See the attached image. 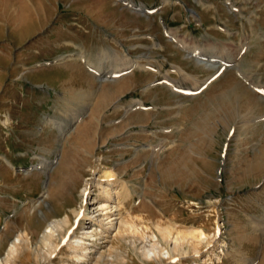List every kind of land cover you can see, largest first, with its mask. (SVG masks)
Wrapping results in <instances>:
<instances>
[{
    "label": "rangeland",
    "instance_id": "obj_1",
    "mask_svg": "<svg viewBox=\"0 0 264 264\" xmlns=\"http://www.w3.org/2000/svg\"><path fill=\"white\" fill-rule=\"evenodd\" d=\"M128 1L160 11L148 15L118 0H0V261L17 234L27 231L32 247H39L51 221L80 207L89 168L100 157L101 169L127 185L121 214L134 220L137 233L129 243L112 240L117 230L108 233L93 246L105 255L99 264H264V0ZM80 7L103 13L92 16L95 26L85 25L99 45L154 69L135 67L112 82L90 76L94 93L74 98L89 111L70 127L84 111L23 106L28 99L22 89L31 97L27 80L39 81L32 65L56 53L44 48V56L36 54L42 35L30 30L48 24L49 35L57 24L78 23L74 11ZM180 43L203 56H188ZM225 50L233 57L217 72L222 58L213 54ZM108 51L105 58L112 55ZM217 73L195 96L166 83L151 86L166 77L191 88ZM59 130L68 132L62 137ZM161 224L179 234L177 250L174 239L158 230ZM197 229L209 239L185 236ZM153 235L171 259L149 253ZM29 250L21 248L10 264H44ZM69 253L52 264H73Z\"/></svg>",
    "mask_w": 264,
    "mask_h": 264
},
{
    "label": "bare ground",
    "instance_id": "obj_2",
    "mask_svg": "<svg viewBox=\"0 0 264 264\" xmlns=\"http://www.w3.org/2000/svg\"><path fill=\"white\" fill-rule=\"evenodd\" d=\"M192 15L195 17H198V14L195 12H193ZM172 38L173 39H171V38L170 39L176 41V38H174V37H172ZM179 45L181 46V48L183 50H185V52L190 51L188 53V56H190V57H192V55L196 54V53H200L199 57H201V55L203 54V52H201L197 47L191 48L189 46H186L184 43H182V44L180 43ZM229 52H228V50H225L224 53H221L220 55L213 54L216 57L220 56L219 58H222L221 59L222 61H220L222 64L219 66L220 69L217 72L223 71L225 66H226L225 65L226 62L230 61L229 59H231L233 57V56L231 57L232 54ZM78 56H80V55H78ZM204 56H206V54ZM66 57L67 56L63 57L62 59H60L58 61L61 62V61L65 60ZM80 57H81V59L83 58L82 56H80ZM212 57L210 56V58H212ZM198 61H200L201 63L204 62L200 58L198 59ZM86 63L90 67L94 68V65L92 64L91 61H88ZM234 63H236V62L234 61ZM215 64H217V63H215ZM134 66L136 68L140 67V68H146L149 70L154 69L151 65H143V64H140L138 62H136V65H134ZM97 69H99V67ZM130 69H132V68L130 67L128 70H130ZM125 70H127V69H125ZM107 73H108V71H107ZM220 76L221 75L218 74L217 76H214L213 78L211 77L208 81H205L202 83L198 82L194 87H191V88L190 87L185 88L184 86L179 85V83L177 84L171 80H168L166 77L163 79L165 81L163 83H166L168 85V87H170L175 92H178L177 90L194 91V92H192L193 93L192 96H195L196 95L195 91H197V90L200 91L201 87H202V90L206 89L207 86L214 79H217ZM102 77H104V76H102ZM115 78H116V76H115ZM107 79H108V77L104 78V79H100V80L105 81ZM109 80H111V79H109ZM114 81H116V80H114ZM159 82H161V81H159ZM257 87H254V84H253V88L255 90L259 91L257 89ZM180 94H181V92H180ZM141 105H143V104L141 103ZM145 109H147V108H145ZM260 117L262 118L263 116H260ZM247 124H249V123L246 122L245 125H247ZM67 132L68 131L63 132L62 135H65ZM99 162H100V157L97 159L95 164L93 166H91V168H89L90 175H89L88 179L87 180L84 179L85 180V188H83L84 191H83V193L81 192L82 195H80V196H82L80 207L78 209H72V211H71L72 213L70 214L72 217H70V215L68 213H66L68 215L64 216L65 217L64 219L54 220L53 222L51 221V223L48 225V227L43 232V234L39 237L40 238L39 244L42 245V247L44 249L39 248L40 245H39V247L37 246L36 248H33L32 247V240L33 239L30 238V235L28 234L27 231H22L19 234H17V237H15V239L13 241H11L10 245L8 246L7 254L4 256V259H2L0 261V264L13 263L12 261L16 259L17 255H19V253L21 251V248H24V247H26L28 250L30 249L29 251H31L33 249L32 251L34 252V255L37 256V259L39 257H43L44 264L45 263H51L52 264L54 260L55 261L58 260L57 257L59 255L63 254L64 251L70 252L69 253V257H70L69 261H72L73 264H99V262L101 260L105 259V255L96 251L93 248V246L96 247V245L99 243V241L104 240V237H108L107 236L108 233L109 234L112 233V230H117V234L112 238L113 241H115V240L118 241V239L120 238L125 243L130 242V241H128V239L135 232L134 220H131L130 217H123L122 216L121 204H120V200H121L120 198H123L125 200L126 199L125 197H127L128 194L130 195V192L127 190V185L124 184L123 182H121L120 179L117 177V173H115L114 171L101 169V167L99 166L100 165ZM52 164H54V162ZM10 167L13 168L12 166H10ZM34 169H37V167H33V169L31 171H33ZM91 185H95L94 186L96 189L95 191L98 190L99 196H97L96 198H93V196H92L91 191L93 188H91ZM118 189L120 191H116ZM122 189H123V192H121ZM116 200H118L117 205L115 204ZM115 213H117V214L115 215ZM42 214H44L43 211H42ZM103 218H105V219L103 220ZM85 221H87V224H88L86 227L87 231L84 230L85 225H86ZM106 221L108 222L107 224H105ZM107 226H108V228H106ZM157 228L161 232V234H163L166 238H168V239L173 238L174 239V241H175V246L173 248L174 250H177L180 247L178 245V243L181 242L182 239L180 238L179 234L177 235V237H174L173 230L168 226H163L162 224L158 225ZM257 228H259V226H257ZM76 230L78 231L77 233H75ZM136 233L137 232H135V234ZM185 236L187 238L190 236V237H192V239H195L198 241L199 240L203 241V240L209 239L208 235L204 231L198 230V229L193 230V231H189L188 233H185ZM151 238H152V241L154 243L152 244L151 249L149 250L150 251L149 253H152L153 256H155L158 260H161L162 256H164V255L165 256L167 255L168 258L171 259L172 253H170L169 251L165 252V249L161 248V246L158 244L157 236L153 235ZM92 243H94V244L92 245ZM1 244H2V237L0 236V247H1ZM31 247H32V249H31ZM110 250L117 251L114 248H111ZM29 251H27V253ZM93 253H96L98 256L94 258L92 256ZM45 255H47V257ZM146 255L149 257L150 254L149 255L145 254V256ZM91 259H93V260H91ZM75 261H76V263H74ZM61 264H70V262H62Z\"/></svg>",
    "mask_w": 264,
    "mask_h": 264
},
{
    "label": "crops",
    "instance_id": "obj_3",
    "mask_svg": "<svg viewBox=\"0 0 264 264\" xmlns=\"http://www.w3.org/2000/svg\"><path fill=\"white\" fill-rule=\"evenodd\" d=\"M86 1L88 0H80V3L86 4ZM97 1L102 2L103 0ZM97 3L99 5V2ZM74 12H76L75 15L79 17V19H76L78 23L73 22L65 25L57 24L55 29L53 28L52 30H49V35L44 34L51 27L48 24H40L39 27L30 30L34 31L38 29L37 32L40 33L38 35H42L36 39V49L39 48L38 50L34 49L36 54L44 56L42 54L44 53V48H49L51 51H55L56 53L52 55L54 58H51L48 61L38 62L34 66L32 65V67H34V77L38 76L39 81L36 82V79L34 78L27 80V83L30 85L27 90L31 91V97H29L30 93L26 92V88H23L22 96L24 99H28V101H22L23 106L31 103L34 107H37L40 110L44 106H48V108H50L54 105L56 107V111H65L70 106L72 108L76 106L75 108L79 111V115L83 111H89V108H87V104L81 98H74L94 93V91H90V88H92V85L88 82L89 79L91 80L90 76L96 81H99V75L90 71L86 62L91 61L94 65L93 69H95L98 73L101 72L100 76H104L103 78L108 77V79L111 80H118L134 71L136 60H133L131 57L127 58V56L125 57L123 55L120 56L115 54V56H113L112 49L105 48V44L99 45V42L95 39L94 34L90 33V31L85 28V25H88V23L95 26L92 16H102L103 13L100 9L96 10L93 7L90 9L80 7L76 8V11ZM98 22L99 19L96 25L99 24ZM19 31L20 30L17 32ZM125 47L128 49V46L125 45ZM62 48L65 49L63 53L60 51ZM99 49H101V51L98 54ZM104 49L112 51L111 57L108 55L105 58V56L102 55ZM72 54L80 55L83 58L81 59L80 56L79 58H66L61 62L47 64L48 62L59 59V57L69 56ZM117 57H121V60H118ZM98 67L101 71L97 69ZM130 67L132 69L128 70ZM44 74H47L48 76L45 77ZM119 75L123 76L120 77ZM108 81L112 82L110 80ZM96 88L97 87H95L94 90ZM72 121L74 120L72 119ZM74 125L72 122L71 126Z\"/></svg>",
    "mask_w": 264,
    "mask_h": 264
}]
</instances>
